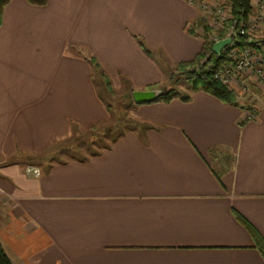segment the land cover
Returning a JSON list of instances; mask_svg holds the SVG:
<instances>
[{"label":"crops","instance_id":"crops-1","mask_svg":"<svg viewBox=\"0 0 264 264\" xmlns=\"http://www.w3.org/2000/svg\"><path fill=\"white\" fill-rule=\"evenodd\" d=\"M203 12L189 0L5 7L0 239L14 264H264L237 217L264 240V106L246 120L202 90L133 99L170 87L174 66L197 56L187 26ZM91 57L132 92V127L110 141L91 129L111 117Z\"/></svg>","mask_w":264,"mask_h":264},{"label":"rangeland","instance_id":"rangeland-1","mask_svg":"<svg viewBox=\"0 0 264 264\" xmlns=\"http://www.w3.org/2000/svg\"><path fill=\"white\" fill-rule=\"evenodd\" d=\"M189 2L192 4H197L204 11L201 17H199L196 21L191 22L187 26V32H189L190 34L189 36L201 40L202 46L206 38V41L213 46L216 42L221 40V36L228 35L229 27L231 25L229 23V17L233 18L231 4L228 0H189ZM251 2H254V4L252 3V13L250 15H255L258 13L263 16L262 24L258 28L250 29V31L248 32V35H250L252 40L254 39L255 43L259 42V46H251V48L253 47L251 49L253 53V60L255 61V64L258 65L259 63H261V60L259 58L264 59V36L254 35L258 31L264 30V2H260V0H251ZM260 3L262 6L261 8L259 7ZM223 17L225 18L223 19ZM200 21L205 22L206 26L209 29L208 32L205 30L203 24H199ZM192 32L194 34H192ZM256 40L258 41L256 42ZM210 54L211 50L208 49L205 51V54L202 58H208ZM222 58L223 59L221 60V62H219L220 68L233 65L234 61L230 58L225 56H223ZM197 67L198 65H196V67H190L189 69H196ZM102 71L107 76H109L103 68ZM171 76H173L172 79ZM95 77L97 78V80L101 81L103 86H105L101 78V71L95 70ZM255 78L258 77H255L254 74L244 73L243 75L236 76L232 79L229 88L233 92L235 99L237 103H239V105L243 102H246L250 106H254L259 102L264 103V100L260 101L261 98L259 97V94H261L262 92L264 93V82H262L259 78L257 81V79ZM242 80H245V83H242ZM127 85L128 82L126 81L123 88L116 89L112 83L114 89L113 94L108 93L107 90H105V93L108 97L106 98L108 99L106 100V103L108 109L111 111V117L107 121L98 125L101 133L99 135H95L94 139L100 141H110L123 133V131H126L128 128L132 127L133 121L128 117V114L130 112V105L131 103L133 104L134 101L131 96L132 92L129 91ZM171 87L176 88L182 94H189V92L193 91L191 83L187 82V80L184 79L183 75L176 71V66H174L170 73V87L167 86L166 88Z\"/></svg>","mask_w":264,"mask_h":264},{"label":"trees","instance_id":"trees-1","mask_svg":"<svg viewBox=\"0 0 264 264\" xmlns=\"http://www.w3.org/2000/svg\"><path fill=\"white\" fill-rule=\"evenodd\" d=\"M231 4V11L232 16L234 19L238 20L239 22L247 21L250 14L252 13V2L251 0H228ZM11 2V0H0V26L3 22V13L5 10V7ZM32 5L35 6H45L48 2V0H27ZM199 24H203L205 30L208 32L209 29L206 26L204 21H200ZM192 34H194L192 32ZM138 41L139 46L141 49L148 55H151V51L144 42V40L140 37H135ZM225 36H221V40H224ZM261 42V41H260ZM241 44L243 45H250L257 47L259 46V42L255 43L254 39L250 37V35L242 36L241 37ZM214 46V45H213ZM212 44H209L206 41L203 43L201 51L197 54V56L191 60L187 61H181L176 64V71L179 72L181 75H183L184 79L187 80V82L191 83L193 91H199L202 90L217 99L221 100L225 103H231L235 105H239L237 103L235 96L233 92L225 85H223L221 82L216 80L212 73L206 70L204 67H199V69H189L190 67H196V65H199L200 60L205 54V51L210 49L211 54L209 56V61L214 62L216 64H219L221 60L223 59L221 55L216 54L213 51ZM90 62L93 65V68L97 71H101V78L102 81L105 84V88L108 93H114V89L111 83V79L109 76H107L102 71V66L99 63L98 59L96 57H91ZM173 76H171L172 79ZM159 87V84L149 86V89H157ZM190 95L188 94H182L179 92L176 88H163L162 94L157 97L155 100L151 102H163V103H170L174 99H181L182 101H189ZM91 129L93 130V133L96 135H99L100 131L98 129V126H92ZM98 132V133H97ZM219 179L220 176H218ZM238 219L241 221V223L248 229V231L251 233L255 240V245L257 249L263 254L264 256V240L260 236V234L255 230V228L247 222L245 219H243L240 215H237ZM0 264H14L10 257L8 256L7 252L5 251L3 244L0 239Z\"/></svg>","mask_w":264,"mask_h":264},{"label":"built area","instance_id":"built-area-1","mask_svg":"<svg viewBox=\"0 0 264 264\" xmlns=\"http://www.w3.org/2000/svg\"><path fill=\"white\" fill-rule=\"evenodd\" d=\"M260 2H264V0H260ZM259 7H262L261 3ZM224 18L225 17H223V19ZM262 22L263 16L258 13L255 15H250L247 21L242 22L229 17V23L231 25L229 27L228 35L225 36V39L230 38L232 41L224 50H222L223 52H221L220 55L233 60V65L220 68V64L209 61L208 57L204 59L202 58L200 60L197 69H199V67H204L206 70L212 73L216 80L228 88L234 77L243 75L244 73L254 74L255 77H258L262 82H264V59L259 58L261 63L258 65L255 64V61L253 60V53L251 51L253 47L251 48L250 45L243 46L241 44V37L247 36L250 29L258 28ZM258 78L255 79L258 81ZM242 83H245V80H242ZM259 97L261 98L260 101L264 100V93L262 92L259 94ZM240 105L246 110V120H253L259 115L264 103L259 102L254 106H250L246 102H243ZM26 172L36 177L41 175V169L34 166H28Z\"/></svg>","mask_w":264,"mask_h":264},{"label":"water","instance_id":"water-1","mask_svg":"<svg viewBox=\"0 0 264 264\" xmlns=\"http://www.w3.org/2000/svg\"><path fill=\"white\" fill-rule=\"evenodd\" d=\"M230 38H226L224 40H220L216 42L213 46V51L220 55L222 50L225 49L230 43ZM162 94V89H151V90H145V91H134L133 92V99L136 104H143L146 102H151L155 100L157 97H159Z\"/></svg>","mask_w":264,"mask_h":264}]
</instances>
